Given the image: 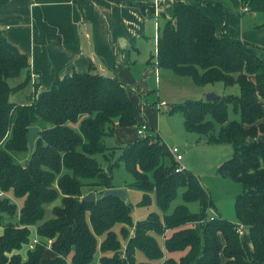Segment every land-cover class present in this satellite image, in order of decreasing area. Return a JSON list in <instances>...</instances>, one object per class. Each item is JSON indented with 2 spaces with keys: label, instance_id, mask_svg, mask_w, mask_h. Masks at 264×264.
<instances>
[{
  "label": "trees",
  "instance_id": "trees-1",
  "mask_svg": "<svg viewBox=\"0 0 264 264\" xmlns=\"http://www.w3.org/2000/svg\"><path fill=\"white\" fill-rule=\"evenodd\" d=\"M241 2L264 14V0ZM152 56L157 67L190 76L196 84L238 85V94L187 99L171 109L182 113L187 130L202 133L208 142L231 144L232 155L217 172L242 184L234 201L237 222L205 218L212 203L207 192L186 167L175 171L167 146L149 129L123 147L120 159L133 177L127 186L142 191V204L153 193L161 211L179 188L183 203L171 213L151 212L133 222L126 201L102 196L113 184L94 157L108 149L102 139L112 134L113 125L143 122L135 118L128 87L91 64L88 71L56 78L48 90L35 89L28 103L10 101L7 78L29 63L0 29V190L22 197L16 208L7 194L0 195V264H88L97 252L96 264H264V138L259 137L264 134V61L248 42L216 34L210 17L182 2L158 27ZM229 107L237 118L229 117ZM30 126L39 128L31 148L25 138ZM20 153L27 157L16 159ZM96 187L95 200L83 201L84 188ZM58 197L51 216L44 218L45 205ZM188 201H197L200 211L190 212ZM14 215L15 220H6ZM115 223L121 225L123 245ZM33 226L38 242L22 256ZM177 227L164 236L161 248L155 235ZM136 250L147 260H137ZM175 251L182 253L177 259L164 255Z\"/></svg>",
  "mask_w": 264,
  "mask_h": 264
},
{
  "label": "crops",
  "instance_id": "crops-1",
  "mask_svg": "<svg viewBox=\"0 0 264 264\" xmlns=\"http://www.w3.org/2000/svg\"><path fill=\"white\" fill-rule=\"evenodd\" d=\"M178 2L198 6L212 19L218 35L264 45V14L243 10L241 0H0L2 34L29 63L16 82H9L16 76L7 78L11 92L25 81L30 94L48 90L56 78L88 71L92 64L95 71L128 87L138 108L136 120L152 130L146 117L143 120L146 95L153 86L161 87V70L167 69L157 67L144 44L151 37L155 53L157 29L171 18ZM114 133L127 142L138 137L136 132L128 136L124 126L115 124L112 134L102 139L104 147ZM113 187H124L127 193L130 189Z\"/></svg>",
  "mask_w": 264,
  "mask_h": 264
},
{
  "label": "rangeland",
  "instance_id": "rangeland-1",
  "mask_svg": "<svg viewBox=\"0 0 264 264\" xmlns=\"http://www.w3.org/2000/svg\"><path fill=\"white\" fill-rule=\"evenodd\" d=\"M145 49L147 56L154 54L153 39L148 37L145 40ZM255 50L256 55L264 61V45H257L252 43L251 45ZM138 60V59H133ZM147 60V59H146ZM149 60V59H148ZM139 63V62H138ZM136 68H140L136 65ZM163 76H161L160 85L153 86L152 90L146 95L147 101L145 102L146 110H144L146 121L152 127V132L157 133L159 138L165 143L167 147L177 145L182 152V159L180 164L186 169L190 170L198 179L202 187L207 192L209 199L212 201L205 210V218L211 219L213 217H221L231 222H237V217L234 210V201L238 194L242 192V184L238 181H234L228 177L222 176L217 172V167L226 159H228L233 152V148L228 142H208L206 137L199 132L187 130L183 124V116L180 111H171L174 103L184 101L187 99H205L206 94L214 93L218 96L225 94H238L239 87L237 84L225 85L223 81L217 80L214 82H207L203 84H196L190 76L181 75L175 73L171 69L161 70ZM21 75V74H19ZM19 76L9 78V82L14 83ZM159 80V78H158ZM30 83L25 81L14 92L9 94V100L17 103H28L30 91ZM202 92H205L202 94ZM16 93V94H14ZM166 96V97H164ZM163 102V104L157 105V103ZM141 108V107H140ZM136 111L138 108H135ZM139 112V111H138ZM238 115L233 114L229 107V117L237 118ZM141 122V119L139 120ZM76 126V125H75ZM126 133L131 136L135 133L136 125L124 126ZM151 131V129H149ZM264 138V134L259 136ZM127 139L122 140L115 133L112 137H108V149L103 152L95 153L94 157L99 166L108 173L111 184L127 186L132 182V175L126 170L123 161L120 159L123 147L126 145ZM22 156L26 158L24 154H17L15 158ZM25 161V160H24ZM168 160H166L167 162ZM127 193L126 202L129 204V214L133 222L138 219H143L148 216L149 213L155 212L162 216L166 213H171L175 205L183 203L181 192L179 188L177 195L170 201L166 210L161 211L157 206L153 193L150 194V200L147 204H142V191L129 187ZM99 187H96L94 192L98 194ZM85 194L88 189L84 188ZM7 194L8 198L19 208L22 203V197H16L11 191L2 193ZM59 203V197L52 203L45 205L44 218L51 216V207ZM186 206L190 212L198 213L200 211V204L197 201H188ZM17 214V210L16 213ZM16 219V215L8 217L6 220L13 221ZM194 225V224H186ZM185 227V226H184ZM121 225L115 223L113 230L116 232L121 244L125 243L120 232ZM177 228L166 229L162 236L155 235L157 242L161 248H163L164 236L170 235ZM34 230V231H33ZM31 229V234L35 232V229ZM130 230V227H129ZM1 232V230H0ZM130 233H133L131 229ZM31 235V237L33 236ZM37 235V234H36ZM38 237V235H37ZM29 248L28 244L21 248L22 256H25V251ZM48 255L52 254V251L46 249ZM182 253L180 251L169 252L167 255L177 259ZM166 255V252L164 253ZM99 256V252L95 253L93 259L88 264H96ZM135 257L139 261L147 260L145 254L140 251H135ZM151 264H158V260H151Z\"/></svg>",
  "mask_w": 264,
  "mask_h": 264
},
{
  "label": "water",
  "instance_id": "water-1",
  "mask_svg": "<svg viewBox=\"0 0 264 264\" xmlns=\"http://www.w3.org/2000/svg\"><path fill=\"white\" fill-rule=\"evenodd\" d=\"M218 95L214 94V93H208L205 96V101H209V100H213L215 98H217ZM39 133V128L37 126H30L27 129L25 138L26 141L28 143L29 148H31L34 144V140L37 137ZM118 196L121 200L126 201L127 200V191L124 187H109V188H105L102 192V196ZM95 192L91 191L87 194H85L82 197L83 201L86 202H93L95 200Z\"/></svg>",
  "mask_w": 264,
  "mask_h": 264
},
{
  "label": "built area",
  "instance_id": "built-area-1",
  "mask_svg": "<svg viewBox=\"0 0 264 264\" xmlns=\"http://www.w3.org/2000/svg\"><path fill=\"white\" fill-rule=\"evenodd\" d=\"M243 10H248V7L246 4L243 5ZM163 104V102H159L158 105ZM147 131V126L144 122L140 123V125L136 126V134L138 136H142L146 133ZM169 153L171 154L172 158L174 159V161L177 163V166L175 167V171H181L182 169H184V167L180 164V160L182 159V152L180 150V148L177 145H173V146H169L167 147ZM3 191L0 190V195L2 194ZM237 231L239 232L240 235H242L243 233V228L242 225L240 224L237 228ZM38 242V237L36 234L33 235L31 241L28 243L29 248H32L33 245ZM47 248H49V244H50V239L47 240ZM68 264H70L68 262Z\"/></svg>",
  "mask_w": 264,
  "mask_h": 264
}]
</instances>
